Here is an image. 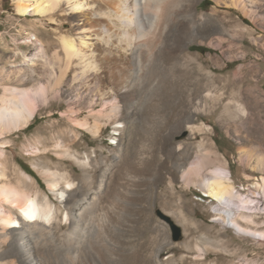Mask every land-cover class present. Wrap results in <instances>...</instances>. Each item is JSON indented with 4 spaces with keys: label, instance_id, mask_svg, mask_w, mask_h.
Here are the masks:
<instances>
[{
    "label": "rangeland",
    "instance_id": "1",
    "mask_svg": "<svg viewBox=\"0 0 264 264\" xmlns=\"http://www.w3.org/2000/svg\"><path fill=\"white\" fill-rule=\"evenodd\" d=\"M221 1L220 4L216 0L186 4L183 0L187 8L185 14L195 13L207 18L200 20L193 32L189 23L182 21L172 38L171 48L167 46L162 53L163 61L169 66L165 74L169 76L170 70L175 68L174 76L169 77L178 80L181 87L174 97L151 100L149 95L141 106L135 98L134 86L128 87L129 80L136 77L134 69L129 68L130 63L126 61L120 68H112L100 62L97 85L104 86L102 92L114 88L120 114L97 130L78 127L65 116L70 107L82 112V116H77L80 120L89 119L94 123L98 116L90 117L89 109L79 102H86L87 94H83L80 82L74 83L75 69L72 68L65 80L69 83L57 91L60 101L51 98L42 105L28 128L14 133L6 146L11 167L25 172V168H29L31 173H27L36 179L37 189L62 207V219L67 210L58 200L61 194L50 189L48 179L51 177L45 176L35 163L38 160L50 162L79 183L84 180L85 171L66 150L82 156L94 155L87 173L94 178L105 175L98 200V215L103 224L99 226L101 233L93 239L99 241L94 244L104 250H96L99 264H113L108 261L110 257L119 264H151L156 256L164 264H264V239L240 233L216 220L217 202L201 189L188 187L175 174L181 152L203 142L228 161L236 192L243 202L250 205L262 196L264 202V171L254 169L260 165L259 158L264 161V137L261 141L257 139L259 129L264 130V0H259L254 8L260 18L258 22L226 7L229 0ZM234 22L247 29L248 35L240 37L235 32ZM70 27V24L60 26L63 30ZM222 27L234 38L224 48L220 45ZM57 28L49 26L47 21L19 17L15 0H0V71L6 75L12 71L10 74L24 80L18 83L20 87L31 88L34 82L29 79L30 63L40 43L37 42V46L30 41L35 40L36 35L48 47L54 44L53 48H58L57 32H54ZM29 36L32 38L28 39ZM157 42L161 44L159 39ZM186 54L198 56L203 69L195 67L194 63L190 64L191 71L185 68ZM36 65L34 70L42 71L40 62ZM210 75L212 81L206 78ZM192 80L202 82L192 93L197 94L189 97L185 95L189 88L186 84ZM208 84L214 99L203 96L206 93L201 88H209ZM199 88L202 92L198 94ZM236 96L251 114L249 117L257 119L253 122L259 124L257 131L252 125L232 124L226 116H221L228 104L232 108ZM115 121L123 126L121 132L114 131ZM241 151L251 154L249 162L242 160ZM257 155L262 156L257 158ZM255 184L262 187L254 188ZM97 186L93 185V189H98ZM262 206L255 224L239 223L252 231L264 232ZM252 210L245 212L251 214ZM63 223L66 229V220ZM174 227L182 231L177 242L173 241ZM8 261L20 264L15 257Z\"/></svg>",
    "mask_w": 264,
    "mask_h": 264
},
{
    "label": "bare ground",
    "instance_id": "2",
    "mask_svg": "<svg viewBox=\"0 0 264 264\" xmlns=\"http://www.w3.org/2000/svg\"><path fill=\"white\" fill-rule=\"evenodd\" d=\"M191 1L198 4L200 0H186V4ZM216 1L218 4L222 2ZM258 1L229 0L225 6L236 9L244 16L258 22L260 18L257 9H254ZM15 3L19 17L26 20L33 17L39 21H47L51 27L58 26L54 32H57L59 47L53 48L54 44L48 47L36 35L35 40L30 41L32 45L40 43L38 53L30 63L32 71L30 70L29 79L34 82L31 88L20 87L18 83L24 80L10 74L12 71L7 75L0 71V92H2L0 97V264H11L8 261L11 257L17 258L20 264H35V260L41 264H99L96 250H104L99 245H95L94 243L99 241L93 239L101 233L99 226L103 224L98 215L100 211L98 200L105 183V175L94 178L87 173L94 155L85 153L82 156L66 150L73 161L85 171L84 180L79 183H75L68 173H61L59 167L52 166L50 162L36 161V167L45 176L51 177L48 179L50 189L61 194L58 200L67 210L65 219H62V207L49 195L37 189L36 179L19 167H11L6 146L14 133L28 128L42 105L47 104L51 98L60 101V96L56 95L57 91L69 83L65 80L69 78L72 68L75 69L74 83L80 82L81 89L84 90L83 94H87V101L79 102L89 109L90 117L98 116V118L94 117V123L88 121L89 119L80 120L77 116H82V112L70 107L65 116L73 120L78 127L97 130L101 125L105 126L116 120L120 114L118 98L112 90L114 88L102 92L104 86L99 84L101 88L97 85L101 63H107L113 66L112 68L116 66L118 68L121 64H126V61L127 64L130 63L129 68L134 69L136 77L129 80L128 87L134 86L135 98L137 102L140 101L141 106L147 102L149 95L151 100L174 97L181 87L178 80L169 77L174 76L175 68H170L169 76L165 74L169 66L163 61L162 53L168 49L167 46L171 48L172 38L178 32L182 21L189 23L193 32L200 20L205 21L207 17L197 16L195 13L185 14L187 8L183 0H15ZM64 24H70L71 27L63 30L60 26ZM234 24L235 32H238L240 37L247 34V29L236 22ZM219 32H222L220 38L222 48L226 47L231 39L234 40L226 28H220ZM175 37L178 39V35ZM27 38L31 39L32 36ZM37 61L40 62L42 71L34 70ZM199 61L198 56L186 54L185 68L190 70L192 63L196 65L195 67L202 68ZM188 73L191 75L190 72ZM211 77L210 75L206 78L212 81ZM199 83L193 81L186 84L189 88L185 95L195 96L196 91L192 93ZM208 86L209 88L204 86L201 88L206 93L203 96L208 100L214 99L210 85ZM200 91L202 92L199 88L198 94ZM79 102L78 105L81 106ZM98 106L102 108L97 110ZM226 109L227 111L221 116H226L232 124L239 122L243 125H252L256 131L259 129V124L253 123L257 119L249 117L251 114L239 96L234 99L232 108L231 104H228ZM226 119L224 123L228 121ZM113 123L117 125L114 131L121 132L123 126L117 121ZM259 130L257 139L261 141L264 130ZM241 152L242 160L249 162L252 158H249L251 154L246 151ZM258 155L257 158L262 156L258 157ZM258 160L260 165L254 169L264 171V161H261V158ZM194 162L199 163L192 165ZM228 166V161L220 153L215 152L211 145L205 146L200 142L195 148L181 152L175 174L188 187L201 189L208 198L217 202L216 220L233 227L240 233L244 232L264 239V232L252 231L239 223V221L248 225L256 223V215L261 214V207L264 205L263 196L261 199L256 198L258 201L250 205L243 202L236 192ZM95 184L98 185L96 190L93 189ZM256 187L262 186L255 184L254 188ZM252 208L254 210L250 211L251 214L245 212ZM64 220H66V229H64ZM108 261L119 264L111 257ZM164 263L156 256L151 264Z\"/></svg>",
    "mask_w": 264,
    "mask_h": 264
},
{
    "label": "water",
    "instance_id": "3",
    "mask_svg": "<svg viewBox=\"0 0 264 264\" xmlns=\"http://www.w3.org/2000/svg\"><path fill=\"white\" fill-rule=\"evenodd\" d=\"M181 237H182V231L180 230V228L174 227L173 241L177 242L181 239Z\"/></svg>",
    "mask_w": 264,
    "mask_h": 264
},
{
    "label": "trees",
    "instance_id": "4",
    "mask_svg": "<svg viewBox=\"0 0 264 264\" xmlns=\"http://www.w3.org/2000/svg\"><path fill=\"white\" fill-rule=\"evenodd\" d=\"M25 170H26L28 173H31V172H29V171H30L29 168L26 167Z\"/></svg>",
    "mask_w": 264,
    "mask_h": 264
}]
</instances>
